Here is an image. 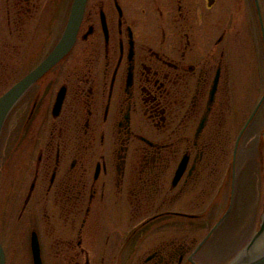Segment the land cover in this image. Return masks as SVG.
I'll list each match as a JSON object with an SVG mask.
<instances>
[{
	"label": "flooded vegetation",
	"instance_id": "1",
	"mask_svg": "<svg viewBox=\"0 0 264 264\" xmlns=\"http://www.w3.org/2000/svg\"><path fill=\"white\" fill-rule=\"evenodd\" d=\"M137 1L88 0L71 50L22 94L2 131L0 149L11 125L12 153L29 155L26 165L17 163L13 186L21 212L41 213L46 241L62 264H92L96 257L103 264L120 241L131 253L132 240L144 239L137 235L144 227L176 226L178 218L210 226V205L194 212L207 200L205 188L201 198L186 199L189 210L177 207L199 185L210 129L224 112V31L216 37L206 32L211 38L204 45L196 30L201 17L182 0H168V11L157 6L158 21L147 28L150 7H137ZM49 2L5 0L0 80L7 79V89L41 63L63 34L73 0L53 24ZM208 19L210 31L214 21ZM52 26L58 29L51 32ZM180 156H188V165L174 184ZM229 214L200 248L215 223L197 243L160 235L135 264H206L200 259L210 257L208 244ZM37 221L32 231L41 241ZM116 228L124 230L121 238Z\"/></svg>",
	"mask_w": 264,
	"mask_h": 264
},
{
	"label": "rangeland",
	"instance_id": "2",
	"mask_svg": "<svg viewBox=\"0 0 264 264\" xmlns=\"http://www.w3.org/2000/svg\"><path fill=\"white\" fill-rule=\"evenodd\" d=\"M49 1L48 17L53 24L52 20L55 18L59 20L63 13L65 17L72 0ZM210 2H213L212 6L209 5ZM136 3L137 7L143 5H146L144 6L146 8L150 7L152 14L149 15L150 18H144V20H146L147 28L151 29L158 21L153 14V12L157 13L155 8L160 4L165 11L170 8L167 5L168 0H143L142 5L138 0ZM149 3L151 4L149 5ZM259 4L264 19V0H259ZM182 5L189 9L194 17H201L196 30L201 42H205L204 45L209 44L211 38V35L206 32H212V35L216 37L224 31L226 53L221 81L224 112H222L223 115L219 121L220 125L209 128L211 133L207 163H205V167H202L204 169L198 180L199 185L190 188L185 195L180 197L177 208L181 211L189 210L190 205L186 199L201 198L203 188H205L207 200L204 205H197L194 212L205 210L210 205L209 221L211 226L217 217L228 209L233 196L228 218L208 244L207 252L210 257L205 260L200 259L206 264H229L248 244L258 228L264 212V102L242 135L234 161V148L238 135L264 93V40L255 0H182ZM174 6L173 10L176 9ZM4 8L5 0H0L1 14ZM208 16L214 21L213 26H210V31ZM165 21L163 20V22ZM57 29L58 26H52L51 32ZM7 34L8 32L5 33V35ZM21 57L20 54L19 59ZM5 70L3 68L1 72L4 73ZM9 85L7 79L0 80V95ZM11 139L12 126L9 125V128L7 127L5 130L0 149V239L6 251L7 264H33L30 238L35 225L33 222L36 219L40 220V223L37 221L39 227L36 228L40 232L44 262L46 264H62L63 260L60 261L53 255L50 244L46 241V231L41 213H38L40 217H36L29 210L21 212V202L14 193L13 186L18 174L17 163L22 162L26 165L29 155L27 152L12 153ZM180 158L181 156L178 161ZM177 163L173 167L172 176ZM196 203L198 204V202ZM141 219L142 217H139L136 221ZM210 226H202L198 225L196 221L178 218L176 226L151 229L144 227L137 233L144 239L135 238L132 240L131 253L128 245H123V241L117 242L103 264L140 262L138 259L140 255H143L146 248L154 243V239L160 235L177 234L180 239L183 237L194 238L197 243L205 236ZM123 231L122 228H116L120 238ZM135 244L137 246L134 249ZM114 254L116 259L113 258ZM100 261L96 257L91 260V263L99 264Z\"/></svg>",
	"mask_w": 264,
	"mask_h": 264
},
{
	"label": "water",
	"instance_id": "3",
	"mask_svg": "<svg viewBox=\"0 0 264 264\" xmlns=\"http://www.w3.org/2000/svg\"><path fill=\"white\" fill-rule=\"evenodd\" d=\"M87 0H74L71 11L69 14L68 22L66 28L56 46L49 52V54L45 57V59L36 66L31 72H29L25 77H23L18 83L9 88L5 93L0 96V137L2 133V129L5 123V120L14 107V105L18 102L22 94L34 83L36 82L42 75H44L48 70H50L54 65H56L60 60H62L66 54L71 50L74 45L77 31L82 20V16L84 14L85 6ZM256 5L259 13V18L263 30L264 37V24L262 13L260 10V5L258 0H256ZM218 84V75L215 78L214 84L210 93V102L212 103L216 89ZM264 101V94L261 99L257 103L255 109L250 115L249 119L245 123L242 128L235 147L234 151V161L237 152V147L240 142V139L250 124L251 120L257 113L259 107ZM62 102V96L60 95L57 100V109H59ZM206 117L200 123L198 132L204 127ZM188 165V156H185L181 161L176 175L174 177V184H177L184 174ZM226 214L213 226L210 232L206 235V237L199 244L198 248L202 246V244L209 238L212 232L218 227V225L223 221ZM31 248L33 254V262L34 264H43V259L41 255V245L38 238V234L36 231L32 232L31 237ZM0 264L6 263V252L0 241ZM229 264H264V212L260 221V224L253 234L251 240L248 244L240 251V253L229 263Z\"/></svg>",
	"mask_w": 264,
	"mask_h": 264
}]
</instances>
